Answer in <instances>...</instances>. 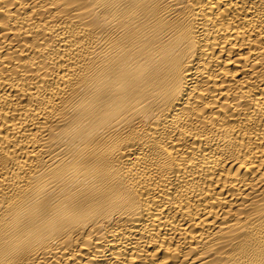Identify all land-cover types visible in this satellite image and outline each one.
Returning <instances> with one entry per match:
<instances>
[{
  "label": "bare ground",
  "instance_id": "6f19581e",
  "mask_svg": "<svg viewBox=\"0 0 264 264\" xmlns=\"http://www.w3.org/2000/svg\"><path fill=\"white\" fill-rule=\"evenodd\" d=\"M0 264H264V0H0Z\"/></svg>",
  "mask_w": 264,
  "mask_h": 264
}]
</instances>
